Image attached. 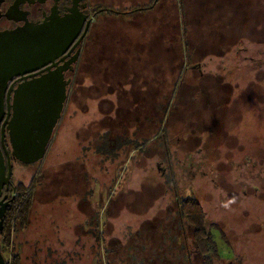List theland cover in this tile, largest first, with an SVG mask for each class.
Masks as SVG:
<instances>
[{
    "label": "flooded vegetation",
    "instance_id": "flooded-vegetation-1",
    "mask_svg": "<svg viewBox=\"0 0 264 264\" xmlns=\"http://www.w3.org/2000/svg\"><path fill=\"white\" fill-rule=\"evenodd\" d=\"M188 1L195 2L194 0H0V34L14 33L27 26H33L34 29L45 27L44 29L51 33L60 32L67 35L66 40H69L68 43L65 41L61 44L62 52L57 55L58 57L49 61L52 57L49 55L44 59L50 63L42 69L13 77L8 82V90L11 87L16 89L25 81L37 79L48 71H59L63 80L68 82V98L59 123L63 120L72 97L75 98L74 103L81 111L90 110L84 96L95 98V113L98 117L93 121L95 130L92 131L91 122L80 130L79 136L87 143L86 150H92L95 155L100 156L98 164L103 167L104 172H108L111 169L109 166L118 160L120 144L127 146L134 144L143 154L140 163H145V156L146 160L158 156L168 162L169 170L166 171L168 181L174 184L173 158L180 179L183 180L185 174H189L190 180L193 181L198 175L201 178L207 176V172L201 169L208 161L210 162L209 158L221 157L220 147L223 143L227 159L233 160L234 169L238 172L237 182L233 183L235 187H228V194L236 195L241 188L246 194L247 173L253 175L259 166L261 173L263 167L260 162L264 159L262 152L256 156L260 157L259 160L248 157L245 145L240 143V138L230 135L229 132L243 120L247 91L245 88L239 89L232 85L228 78L233 76L204 74L200 69L206 65L204 55L211 51L215 54L223 53L225 57L234 56L231 63L238 68L262 66V63L255 58L248 59L245 53L251 46L260 45L264 41V0H209L213 10L207 14V30L201 33L203 35V39L199 38L201 42H181L183 35L180 23L178 26L180 41H175L174 45H167L164 26H166V17L172 12L176 16L179 14L181 21L182 18L183 20L188 18L189 28L184 27L185 34L189 32L191 26L190 34L195 33L193 26L196 24H193L187 6ZM203 17L201 14V18ZM102 18L106 19L102 20ZM193 39L192 37V41ZM173 51H176L175 56L180 58V66L183 68L175 84L173 99L170 95L167 96L165 90L161 94L160 88L157 95H152V90L155 91L156 88L152 87L150 81L151 65ZM247 61L249 64L246 63ZM193 72L195 73L189 75ZM87 73H90L88 75L94 82L90 89H84L85 80L88 79ZM238 76L241 77V74ZM140 80L141 85L137 84ZM76 87L79 90H76ZM236 89L238 95L234 97ZM173 113L175 139L168 130L170 116ZM157 118L159 121L156 120ZM152 125L160 130L159 138L154 140L150 139ZM130 129L134 130L131 137ZM198 131L204 134L200 135ZM204 137L206 142L201 143ZM174 141L176 150L172 153L169 145ZM211 141L216 147L213 152L210 151ZM152 142H158L159 145L151 147ZM201 144L202 147L199 148ZM195 154H200V162L196 160ZM248 163H250L249 170ZM74 165V163L65 165L69 171L61 179L64 191L74 189L82 191L89 187L88 192L94 194L86 166L80 164L76 170L71 169ZM14 175L15 172L8 190L4 189L3 197L0 199L1 201L7 196L5 202L10 203L6 207L3 223L0 224V238L5 233L7 214L17 194L16 184L13 182ZM254 178L264 183L261 174H256ZM55 183L52 180L51 184ZM225 188V185L221 187L222 190ZM253 190L258 193L260 188L255 186ZM130 193L132 192L127 191L121 194ZM182 204L179 202L177 205L181 217L179 221L181 230L178 235H182L186 240L190 236L193 240L194 236L191 233L187 234L186 227L189 225L180 213ZM2 207L1 205L0 209ZM94 212L95 216H90L88 221L96 225L100 219V212ZM208 222L211 225V233L213 226L219 228L216 222L209 219ZM99 239H102L101 235ZM0 256L5 264L15 263L14 257L8 260L1 250Z\"/></svg>",
    "mask_w": 264,
    "mask_h": 264
},
{
    "label": "rangeland",
    "instance_id": "rangeland-1",
    "mask_svg": "<svg viewBox=\"0 0 264 264\" xmlns=\"http://www.w3.org/2000/svg\"><path fill=\"white\" fill-rule=\"evenodd\" d=\"M194 1V3L188 1L187 6L193 24H196L193 26L195 33L190 34L191 26L189 32L185 34L184 27L189 28L188 18L186 20L182 18L181 21L179 14L176 16L172 12L166 17L164 26L167 45H174L175 41H180L178 27L180 23L183 35L181 42H201L199 39L203 37L201 33L207 30V14L213 8L209 0ZM125 5L127 6V3ZM176 51L167 53L166 57L151 65L150 81L152 87L156 88L155 91L152 90V95H157L159 88L161 94L164 90L167 96L171 94L174 82L183 69L180 66V58L175 56ZM245 55L248 59L255 58L262 66L238 68L231 63L234 56L225 57L223 53L215 54L211 51L204 55L206 65L200 70L204 74L233 76L228 78L232 85L246 89L248 97L246 102L244 101L246 110L243 120L229 132L230 135L240 138L248 157L259 160L260 157L256 156L260 155V152L264 155V41L260 45L251 46ZM246 63L249 64L248 61ZM195 72L188 74L192 75ZM88 74L90 73H87L88 79L85 80L84 89H90L94 84ZM141 82L140 80L137 84L141 85ZM76 90L79 88L76 87ZM237 95L236 89L234 97ZM83 98L86 99L90 110H79L74 103L75 98H71L63 120L57 125L45 158L34 165L16 164L14 167L13 182L15 184L22 182L27 188L36 184V193L25 224L21 226L18 224L16 230L14 222L11 226V236L8 237L5 231L0 238V250L8 260L17 255L19 264H122L119 259H126L127 256L135 258L137 248L142 243L150 244L151 249L155 248L154 243L149 242L152 240L149 239L150 235H145L147 231H153L152 233L156 231L160 235L164 231L165 250L162 240L159 243L164 257L160 256V250H154L148 254L149 259L154 260L158 256L162 257L161 262L169 259L170 264H182L183 249L190 248L193 251L196 244L194 239L189 237L186 240L182 235H178L181 228L177 220L179 216L177 205L179 202L191 200L199 202L206 218L219 225V228L213 226L212 229L217 247L215 264H264V183L254 178L256 174H261L264 179V159L260 162L263 167L261 173L260 166L257 173L253 172L254 176L247 171L246 194L241 188L236 195L228 194V187H235L233 183L237 182L238 172L234 169L233 160L227 159L223 143L220 147L221 157L209 158L210 162L208 161L201 169L207 172V176L201 178L198 175L193 181L190 180L189 174H185L183 180L180 179L177 167L174 166L175 158L172 159L174 184L168 181L166 174L169 170L168 162L158 156L146 160L145 156V163H140L143 154L135 146H131L128 152L109 166L111 169L108 172H104L103 167L98 164L100 156L95 155L92 150H86L87 143L79 136L80 130L91 122L94 132L93 121L98 118L95 113V98L88 96ZM173 123L174 113L170 116L168 130L175 139L176 130ZM130 133H134V130L130 129ZM198 133L204 134L200 131ZM205 142L206 138L201 141ZM213 144L212 141L209 144L212 145L211 152L216 149ZM157 145L158 142H152L151 147ZM201 147L202 144L199 148ZM169 149L175 153V141L169 145ZM199 155L195 154V158L200 162ZM73 163L75 165L71 169L76 170L80 164H84L89 171L94 194L87 197L88 201H84V198L86 190H90L89 187L82 191L78 189L64 191L61 179L69 171L65 165ZM247 169H250V163ZM52 180L54 183L57 180L59 182L52 185ZM223 185L226 188L222 190ZM255 186L260 188L258 193L253 190ZM127 191L132 193L121 194ZM94 211L100 212L98 230L96 225L90 226L88 221L90 216H95ZM93 228L92 232L96 235L90 233ZM97 233L102 236V241L98 245L95 242ZM141 235L146 236L144 240L140 239ZM101 250H108L111 253V263L105 255L99 257ZM196 259L195 264H200Z\"/></svg>",
    "mask_w": 264,
    "mask_h": 264
},
{
    "label": "water",
    "instance_id": "water-1",
    "mask_svg": "<svg viewBox=\"0 0 264 264\" xmlns=\"http://www.w3.org/2000/svg\"><path fill=\"white\" fill-rule=\"evenodd\" d=\"M44 28L27 26L0 34V199L11 184L15 163L34 165L45 158L68 98V82L59 71H48L8 90L13 77L42 69L50 63L44 59L58 57L61 44L69 42L67 35ZM6 199L0 201L1 225L10 204ZM0 264H5L1 256Z\"/></svg>",
    "mask_w": 264,
    "mask_h": 264
},
{
    "label": "trees",
    "instance_id": "trees-1",
    "mask_svg": "<svg viewBox=\"0 0 264 264\" xmlns=\"http://www.w3.org/2000/svg\"><path fill=\"white\" fill-rule=\"evenodd\" d=\"M177 79L175 80L174 85H173V89L171 90L170 96L172 97V99H173V96L175 93V84L177 82ZM156 120L159 121V118H157ZM152 123H153V119H152ZM159 134H160V130L155 128L152 125L151 130H150V139L154 140V139L159 138ZM131 136H132V133H130V137ZM133 145L134 144H130L129 146H127V145L120 144L118 146L119 158L122 156V154L128 152L130 147ZM134 146L136 148H138L137 145H134ZM36 183H37V181H36ZM38 184H40V183H38ZM35 187H36V184L32 187H29V188L25 187L23 183H17L16 184V193L17 194H16V196L12 202V206H11L10 210L8 211V214H7L8 217H7V221H6V225H5V231H7L8 237L11 236V226L14 222H15L16 230L18 229V224H20V226L25 224V221L27 219V216H28L30 208H31L32 199L36 193ZM92 196H93V194H91L90 192H88L86 190L84 201H88L87 197H92ZM89 204H90V202H89ZM180 213H182V218H184V220L189 225V226L187 225L188 227H186V230L188 232L187 234L190 235V233H191L194 236V240H195V244H196V249H193V251H191L190 248H188L186 250L183 249L182 256H181V263L182 264H195V259L197 258L196 260L200 261V264H215V260L217 259V257L215 256V254L217 253L216 242L213 239V235H212L211 230H210L211 225L209 224L208 219L206 218L205 213L203 212V209H202V206L200 205V203L199 202H192L191 200L184 201L182 204V209H181ZM180 218L181 217L178 216V218H177L178 222L180 221ZM90 226H95V225L92 222L90 224ZM99 226L100 225L97 222V224L95 226L97 228V230L99 229ZM190 229L192 232H190ZM93 230H94V228L91 230L90 233L96 235L95 232H92ZM152 232L153 231H147L145 233V235L146 234H148L146 236L150 235L149 239L152 238V240L151 241L149 240V242L150 243L153 242L155 248L153 247L151 249L150 244L142 243L137 248V255L135 256V258L127 256L126 259L120 258L119 262H121L122 264H170L171 261L169 259L163 260L161 262L162 257H158V256L156 257L157 259H154V260L149 259L150 257L148 256V254L154 250H157V251L160 250L159 251L160 256L163 255V257H164V252L162 251V246H160L159 243H160V240H162L163 245H164V250H165V243H166V242H164L165 236H166L164 231H163V234H161V235L158 234V232H156V231H154V233H152ZM150 233H152V234H150ZM153 234L156 235V237H153L154 236ZM99 235H101V234L97 233V236H96L97 239L95 241L97 243L96 245L100 244V242L102 241L101 239H99ZM146 236L141 235L140 239L144 240ZM189 237L190 236H188V238ZM163 238H164V241H163ZM7 242H8V240H7ZM156 243H158V244H156ZM194 251H197V253H195ZM102 255H105L107 257L109 263H111V256L112 255L108 250H101V252H99V257L102 258ZM194 256H196V257L194 258ZM14 262L15 263H13V264H19V256H17V255L14 256ZM61 264H64V263H61ZM100 264H103V263H100Z\"/></svg>",
    "mask_w": 264,
    "mask_h": 264
}]
</instances>
